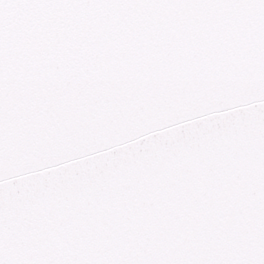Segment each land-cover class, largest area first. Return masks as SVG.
I'll return each mask as SVG.
<instances>
[{"label":"snow or ice","instance_id":"6c2138e0","mask_svg":"<svg viewBox=\"0 0 264 264\" xmlns=\"http://www.w3.org/2000/svg\"><path fill=\"white\" fill-rule=\"evenodd\" d=\"M0 264H264V0H0Z\"/></svg>","mask_w":264,"mask_h":264}]
</instances>
